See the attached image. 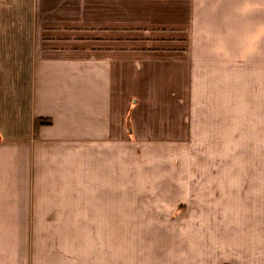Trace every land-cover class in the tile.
I'll list each match as a JSON object with an SVG mask.
<instances>
[{
	"label": "crops",
	"instance_id": "1",
	"mask_svg": "<svg viewBox=\"0 0 264 264\" xmlns=\"http://www.w3.org/2000/svg\"><path fill=\"white\" fill-rule=\"evenodd\" d=\"M0 264H264V0H0Z\"/></svg>",
	"mask_w": 264,
	"mask_h": 264
},
{
	"label": "rangeland",
	"instance_id": "2",
	"mask_svg": "<svg viewBox=\"0 0 264 264\" xmlns=\"http://www.w3.org/2000/svg\"><path fill=\"white\" fill-rule=\"evenodd\" d=\"M43 120L45 119L43 118ZM135 148L138 155L136 156L137 161L134 168L130 167V171H134L136 175L138 174L135 177L137 181L133 182L128 177L125 189L105 191V198L149 199L164 197L166 193H170L164 187L167 182L165 172L166 168L171 165L174 169L182 167V144L140 143L135 144ZM172 152L173 158H167V156H170L169 153ZM154 179H157L155 183H158V191L143 189V186H148V180L152 181ZM174 197L176 198V196Z\"/></svg>",
	"mask_w": 264,
	"mask_h": 264
},
{
	"label": "trees",
	"instance_id": "3",
	"mask_svg": "<svg viewBox=\"0 0 264 264\" xmlns=\"http://www.w3.org/2000/svg\"><path fill=\"white\" fill-rule=\"evenodd\" d=\"M37 122L42 123V122H49V121L48 120L39 119Z\"/></svg>",
	"mask_w": 264,
	"mask_h": 264
}]
</instances>
